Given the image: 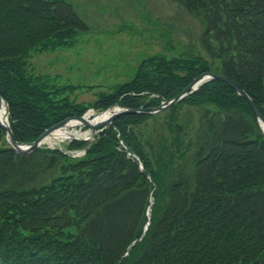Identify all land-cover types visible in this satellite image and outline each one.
<instances>
[{"label":"trees","instance_id":"obj_1","mask_svg":"<svg viewBox=\"0 0 264 264\" xmlns=\"http://www.w3.org/2000/svg\"><path fill=\"white\" fill-rule=\"evenodd\" d=\"M177 1L201 18L207 58H145L93 107L158 105L217 60L214 70L237 81L264 114V0ZM87 26L68 0H0V94L17 140L33 141L86 110L55 100L26 65L32 51L65 44ZM182 101L217 109L205 108L198 126L170 115L175 145L165 157L126 138L143 169L115 147V129L124 137L125 124L149 114L119 116L79 159L0 147V264H264V133L255 113L219 79Z\"/></svg>","mask_w":264,"mask_h":264},{"label":"rangeland","instance_id":"obj_2","mask_svg":"<svg viewBox=\"0 0 264 264\" xmlns=\"http://www.w3.org/2000/svg\"><path fill=\"white\" fill-rule=\"evenodd\" d=\"M68 1L86 22L87 29L76 31L65 44L49 46L42 52L32 51L26 66H29L28 73L36 79L37 84L43 85L42 87L48 91L54 90L51 95L55 100L57 97L59 99L66 97L79 107L86 106L82 115L91 122L106 111L112 112L121 108L114 103L112 106L97 109L92 103L99 95L112 93L119 87L118 85L131 80L145 58L159 55H165L166 58L201 55L207 58L199 38L204 27L201 18L186 10L177 0ZM218 63L217 60L212 62L208 71L218 74L214 70ZM213 79L216 78L212 77L203 83ZM200 86L191 92L198 90ZM191 92L161 111L136 112L142 115L149 114V117L143 121L125 124L124 137L121 136L122 131L118 132V129H115L117 130L115 147L124 151L128 148L138 158L139 155L126 144L128 138L135 143L138 141V147H142L147 155L165 157L166 151L171 153L175 143L172 140L173 130L168 127L170 115L173 121L180 124L198 126L205 108L217 109V106L210 102L202 105L181 102L183 98L191 95ZM163 100L165 99L159 104ZM173 104L177 106L171 108L168 117L165 111ZM7 106L9 107V104ZM147 106L140 105L137 108ZM136 113H121L110 124L95 129H90L86 125H71L67 129L69 135L63 134L64 136L58 137L51 134L50 140L42 141L38 148L61 150L70 159L82 158L86 155L87 148L97 141L99 133L104 128L111 127L119 116ZM72 140H82L86 144L79 148L70 147ZM7 141L5 135L1 134L0 147L7 145ZM169 178L165 177L164 181ZM73 230L74 228H71L72 232ZM22 232L27 233L24 230Z\"/></svg>","mask_w":264,"mask_h":264},{"label":"water","instance_id":"obj_3","mask_svg":"<svg viewBox=\"0 0 264 264\" xmlns=\"http://www.w3.org/2000/svg\"><path fill=\"white\" fill-rule=\"evenodd\" d=\"M218 78L221 79L223 81H227L234 89H236V91L243 97L245 98L251 105L254 113H256L258 120H260V122L262 124H264V115L260 112L259 108L257 107L256 103L253 101V99L251 98V96L248 94V92L244 91V89L235 81L230 80L227 76H223L220 74H216L214 72L211 71H206L204 73H201V75L193 78L190 81V84L185 87L177 96L170 98L169 100H165L162 102V104L158 105V107H151V106H147V108H120L119 110H113L106 118H103V120L101 121H96V122H90V120H88L85 116L80 115V116H70L69 118L63 119L58 121V123L48 127L46 130H44L40 136L37 137L36 140L29 142V143H21L19 141L16 140L15 135H13V132L11 130L10 125L6 122L5 118L6 115H4V117H0V124L3 125L5 127V129L7 130V135H9V142L11 144V146H13L14 149H16L18 152L21 153H26V152H30L34 149L37 148V146H39V144L41 143V141L48 136V134L57 131L58 128L63 127V126H67L69 120L75 119L80 121L79 125L83 124L88 126L90 129H95L98 127H102L104 124H110L115 117H117L118 115H120L121 113H136V112H158L159 110L165 109L167 107H169V105L173 102H176L178 100H180V98L184 97L186 95L187 92H190L193 89H196L199 85H201L203 83V81L210 79V78ZM2 96H0V107L2 105ZM4 101V100H3ZM5 102V101H4ZM7 102H5V107L6 110L5 112H8V106H7Z\"/></svg>","mask_w":264,"mask_h":264},{"label":"bare ground","instance_id":"obj_4","mask_svg":"<svg viewBox=\"0 0 264 264\" xmlns=\"http://www.w3.org/2000/svg\"><path fill=\"white\" fill-rule=\"evenodd\" d=\"M109 114H110V111H106V112L102 113V115L98 116L93 122L101 121V120H103V118H106ZM78 122H79V121L71 120V121L69 122V125H75V124L78 123ZM69 125L66 126V127H64V128H58V130L54 132V135H58V137L61 136V135H63V134H64V135H69L70 133L67 131ZM64 135H63V136H64ZM50 138H51V137L49 136V137L46 139V141H47V140H50Z\"/></svg>","mask_w":264,"mask_h":264}]
</instances>
